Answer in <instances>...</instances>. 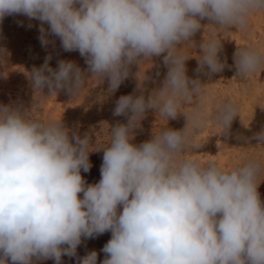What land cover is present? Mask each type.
Returning a JSON list of instances; mask_svg holds the SVG:
<instances>
[{
	"label": "clouds",
	"instance_id": "obj_1",
	"mask_svg": "<svg viewBox=\"0 0 264 264\" xmlns=\"http://www.w3.org/2000/svg\"><path fill=\"white\" fill-rule=\"evenodd\" d=\"M258 13L264 14V0H0V22L18 14L40 21L41 46L54 43L50 36L59 38L65 51L85 58L91 79L107 80L110 93L129 77L131 65L139 66L141 93L116 101L113 115L127 122L111 128L104 146H93L87 133L70 134L62 119L31 115L61 90L72 99L82 94L87 75L73 61L60 60L53 69L48 56L32 69L31 110L0 104V264H62L64 256L97 264L96 251L81 258L77 248L105 232L111 239L101 249V264H264L258 192L264 159L247 155L229 168L192 158L210 123L225 135L237 116L249 124L239 104L218 100L211 84L190 78L186 68L194 57L197 74L221 73L227 59L221 58L220 37L233 28L251 37L250 21ZM201 29L197 44L193 37ZM162 54L166 75L146 97L149 77L138 74ZM233 60L236 79L250 83L264 71V44L237 47ZM148 110L166 124L136 145ZM181 114L183 129L168 128ZM253 138L256 147L264 146V130ZM101 148V178L87 184L81 172L92 167L90 152Z\"/></svg>",
	"mask_w": 264,
	"mask_h": 264
},
{
	"label": "rangeland",
	"instance_id": "obj_2",
	"mask_svg": "<svg viewBox=\"0 0 264 264\" xmlns=\"http://www.w3.org/2000/svg\"><path fill=\"white\" fill-rule=\"evenodd\" d=\"M40 21L29 20L23 15L6 16L0 22V49L4 50L0 55V104L21 106L22 109L31 110L34 103V90L30 81V73L34 67L39 68L50 56L49 65L56 69L60 60L75 62L82 71L86 72L87 80L82 94L72 99L66 90H61L57 96L47 97L38 108H33L31 115L42 120L62 119L63 124L71 133H77L81 137L85 133L89 134L93 146H104L107 144L110 130L117 124L127 122V117L113 115L116 101L122 95H140L138 90V80L136 73L139 66H130L129 77L121 83L119 88L110 93L109 85L105 79L103 82L91 79V74L87 73V65L78 51H65L59 38L49 37L54 43H49L47 47H42L38 39L40 32ZM202 24H208L206 19ZM252 35H245L243 32L231 29L233 32H225L220 37L222 39L223 50L221 58L227 59V67L211 77L197 74V60L193 57L186 62L187 75L190 78H199L202 83L213 89L218 100L232 99L240 106V114L243 122L237 116L231 125L228 134H219L222 129L214 124L201 134L199 142L201 147L193 149L192 158L200 159L202 162L215 160L217 163L232 167L237 163H242L247 155L259 154L264 159V146L256 147L258 141L254 139L256 133L264 130V71L257 72L247 84L236 79V69L234 66L233 54L237 47L254 44H264V14H255L251 21ZM31 24L32 27H28ZM48 27L47 24L44 25ZM204 29L195 34L193 39L201 42ZM236 31V32H235ZM209 28L205 36L209 35ZM199 53V49H196ZM195 56L194 51L191 52ZM152 65H143L138 74L143 79L144 73L149 77L144 82L143 94L147 97L157 87H159L166 75L167 68L163 64V54L160 57H153ZM44 94H48V89H44ZM38 95V94H37ZM262 106V107H261ZM213 105L209 104L211 111ZM187 110V109H185ZM166 124L163 118H157L153 110H148L146 118L141 122V127L135 132L132 143L139 145L152 138L153 131L159 130ZM186 124V118L181 114L175 119H170L167 127L174 130H181ZM239 137V138H238ZM95 150V148L93 149ZM92 164L88 172H81L87 184L99 182L100 168L103 162V149L92 151L89 154ZM261 201L264 202V182L258 187ZM82 197V193L80 194ZM111 239V232H105L95 238L83 239L77 248V256L83 257L90 251L98 253L97 264L105 259V253L101 251L103 246ZM36 264H55L54 260L36 261ZM62 264H77V258L64 256Z\"/></svg>",
	"mask_w": 264,
	"mask_h": 264
}]
</instances>
